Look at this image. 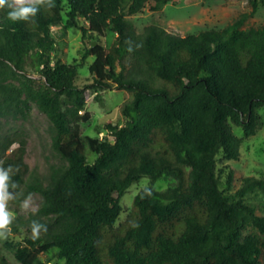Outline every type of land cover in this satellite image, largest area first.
Returning a JSON list of instances; mask_svg holds the SVG:
<instances>
[{"label":"trees","instance_id":"1","mask_svg":"<svg viewBox=\"0 0 264 264\" xmlns=\"http://www.w3.org/2000/svg\"><path fill=\"white\" fill-rule=\"evenodd\" d=\"M170 1L42 0L33 20L17 23L7 18V8L0 10V116L22 117L36 104L52 123L53 147L62 159L45 177L27 176L25 139L0 133V161L13 166L9 176L18 185L8 207L39 193L37 218L19 220L27 228L33 220L47 228L39 238L3 244L21 264H44L40 254L52 249L65 264L264 259V215L245 200L254 190L264 193V180L245 177L233 191V172L216 169L218 158L239 157L243 139L233 125L244 137L262 125L264 23L244 25L264 0H248L252 10L221 29L180 36L151 24L134 32L130 17ZM80 20L83 36L91 38L82 62L94 56L88 67L92 83L84 87L76 83L80 64L52 56V28L62 25L65 32ZM107 29L117 35L116 43L92 46ZM112 86L133 92L121 107L125 123L106 124L105 138L83 135L82 124L91 116L86 91ZM142 177L150 184L137 192L116 227L123 195ZM162 178L175 183L159 190L155 183ZM1 249L0 264H6Z\"/></svg>","mask_w":264,"mask_h":264},{"label":"rangeland","instance_id":"2","mask_svg":"<svg viewBox=\"0 0 264 264\" xmlns=\"http://www.w3.org/2000/svg\"><path fill=\"white\" fill-rule=\"evenodd\" d=\"M251 10L252 7L248 0H171L155 11L146 8L143 13L130 17V20L136 33H141L146 26L154 24L172 34L184 36L205 29H221L240 14ZM63 17L65 20L66 15ZM263 23L264 7L260 6L256 13L246 21L244 27H258ZM83 25L84 23L80 20L78 26L70 27L65 32L62 25L52 28V34L56 40V48L52 56L57 54L63 62L81 65L78 68L76 79V83L80 87L92 83V76L88 67L94 60V56L90 55L82 62V56L91 42V38L84 37L82 30L79 29ZM116 41L117 35L107 29L105 36L100 39L97 38L93 43L109 48ZM124 63L128 69L131 60L127 57ZM26 70L29 75L36 79L39 78L38 72L31 66L27 65ZM86 98V109L91 116L87 123L82 124L83 135H98L99 138H105L108 134L106 124L123 125L125 123L126 118L122 114L121 107L133 98V92L115 89L114 86L109 89H88ZM27 111L22 117L0 116V133L20 134L26 141L24 161L28 166L27 176L35 173L45 177L49 172V167L60 164L62 159L53 147V127L47 115L36 104H31ZM258 113L261 116L262 125L254 135L244 137L240 127L232 126L234 134L243 139L238 159L222 160L218 158L217 160V171L222 169L225 173L230 170L233 172V191L240 188L245 177L251 176L264 180V105L258 109ZM15 147L17 144L12 146V148ZM94 158L93 155L90 156L91 160ZM222 179H225V174H223ZM174 183L173 178H162L155 183V187L164 190L173 186ZM149 184L150 180L147 177H142L125 192L121 199L123 211L115 225L116 227L127 218L137 192ZM30 194H32V206L27 211L22 210L20 204L29 194L9 208V211L14 213L11 232L6 238L0 237L1 254L5 258L6 264L21 263L17 261L10 248L3 246L5 242L15 244L24 242L26 238H33L31 229L23 226L19 220L30 215H36L40 207L41 195L37 192ZM245 200L255 206L257 214L264 215V193L254 190L247 194ZM56 252L55 249H52L40 254L41 261L44 264H65L63 259L58 258ZM259 264H264V259H261Z\"/></svg>","mask_w":264,"mask_h":264},{"label":"clouds","instance_id":"3","mask_svg":"<svg viewBox=\"0 0 264 264\" xmlns=\"http://www.w3.org/2000/svg\"><path fill=\"white\" fill-rule=\"evenodd\" d=\"M42 0H0V10L7 8V18L12 23L20 21L30 22L37 15L38 5ZM55 5L52 6L54 8ZM13 166L7 168L3 166V161H0V237H7L11 232V225L14 220V213L9 211V202L17 199L18 194L15 189L17 183L13 182L9 176ZM17 172L19 171L18 168ZM32 206V194H29L20 204L22 210L27 211ZM33 238H39L41 228L47 231L45 225L39 224L33 220L30 224Z\"/></svg>","mask_w":264,"mask_h":264},{"label":"water","instance_id":"4","mask_svg":"<svg viewBox=\"0 0 264 264\" xmlns=\"http://www.w3.org/2000/svg\"><path fill=\"white\" fill-rule=\"evenodd\" d=\"M92 46H95V43H92Z\"/></svg>","mask_w":264,"mask_h":264}]
</instances>
